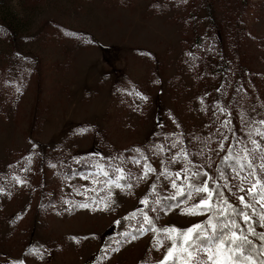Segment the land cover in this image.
Returning a JSON list of instances; mask_svg holds the SVG:
<instances>
[{"label":"rangeland","instance_id":"374dc122","mask_svg":"<svg viewBox=\"0 0 264 264\" xmlns=\"http://www.w3.org/2000/svg\"><path fill=\"white\" fill-rule=\"evenodd\" d=\"M206 93L227 110L213 134ZM262 119L264 0H0V264L25 256L27 264H154L155 241L122 216L151 200V183L162 178L133 194L113 187L115 210H93L102 205L87 197L107 193L86 192L92 165L101 154L111 161L136 147L167 149L164 138L183 133L188 151L202 153L194 164L210 157L231 177L212 149L251 147L249 134L264 140L255 134ZM171 155L153 156V167L163 171L159 161ZM112 163L120 161L110 172ZM126 167L134 182L136 167ZM184 210L172 201L150 215L163 226L206 224Z\"/></svg>","mask_w":264,"mask_h":264},{"label":"snow or ice","instance_id":"6c2138e0","mask_svg":"<svg viewBox=\"0 0 264 264\" xmlns=\"http://www.w3.org/2000/svg\"><path fill=\"white\" fill-rule=\"evenodd\" d=\"M136 95L141 100L148 99L139 92ZM219 110L221 113L227 111L226 108ZM260 124L264 125V119ZM217 132L219 133V129ZM219 134L221 141L227 139L223 133ZM255 134L264 137V131L260 129H255ZM183 137V133L165 137L164 139L169 141L167 149L163 144H153L150 148L136 147L133 150L134 154L129 157L119 154L111 157V161H120L119 164H111V172L109 171L111 161L101 154L92 165L96 169L95 174L91 178L84 177L85 180L91 179L92 183L91 188L85 189L86 192L97 195L100 191L107 193L99 200L87 197L93 205H102V208L94 207L93 210H115L117 194L113 193V187L133 194L134 187H138L141 181L149 183L154 176L155 179L162 178L160 185L151 183L153 194L151 200L144 196L139 200L142 208H137L130 216H122V220L135 219L139 225V233L155 241L152 250L154 253H161V257L154 259V264H264V231L258 232L256 227L259 225V228L264 230V140L258 141L249 134L248 141L251 147L246 144L233 152L230 146L226 147L221 142L217 149H212L217 155L223 153L220 158L228 164L233 173L229 177L223 169L214 166L215 162L211 161L210 157L200 165L194 164V158L201 156L202 153H190L184 146ZM168 152H172V155L167 161H159L164 165L163 171L153 167L152 157H159L160 153ZM148 153H151V156ZM257 160L260 161L258 166ZM129 164L137 169L134 182L132 170L126 167ZM173 166L180 170L172 171ZM51 167L55 168L56 165L52 164ZM245 171L247 175H244ZM113 172L116 173L115 179H106ZM15 179L21 187L27 183L19 177ZM123 181L126 182L122 183ZM169 186L171 194L162 197L161 191L168 189ZM77 194L85 195L80 190H77ZM164 200L182 201L185 210L181 215L204 216L206 224L194 223L186 229L173 224L161 225L158 217L150 213L164 211ZM78 206L87 208L89 204L81 203ZM257 206L260 207L259 212ZM176 210L172 209V212ZM115 222L123 226L121 220ZM131 238L135 240L137 236L132 235ZM165 241L169 242V246H165ZM39 255L42 259L43 253ZM18 264H27V257L18 261Z\"/></svg>","mask_w":264,"mask_h":264},{"label":"trees","instance_id":"16d2710c","mask_svg":"<svg viewBox=\"0 0 264 264\" xmlns=\"http://www.w3.org/2000/svg\"><path fill=\"white\" fill-rule=\"evenodd\" d=\"M205 95L207 96H205L203 99V113L205 120L208 124V129L210 131V134H213L220 120V114H219V110L216 108V104L213 101V95L211 94L210 97H208L209 96L208 93H206ZM219 163H222L226 170H231L228 164H225L223 161H221V159ZM170 202L172 201L166 200L164 204L166 205L167 203V205L165 207H168ZM257 243H259V241H257Z\"/></svg>","mask_w":264,"mask_h":264}]
</instances>
